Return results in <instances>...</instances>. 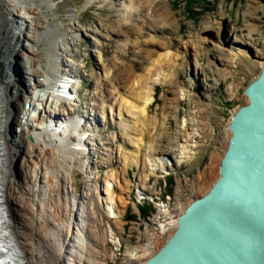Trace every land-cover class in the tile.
<instances>
[{
	"label": "rangeland",
	"instance_id": "obj_1",
	"mask_svg": "<svg viewBox=\"0 0 264 264\" xmlns=\"http://www.w3.org/2000/svg\"><path fill=\"white\" fill-rule=\"evenodd\" d=\"M139 1L123 0L120 7ZM6 3L9 28L19 35L16 50V42L6 37L7 73L20 96V104L11 107L18 108L19 124L10 140L22 143L13 175L33 192L20 207L52 246V262L129 264L142 261L147 245L158 253L161 242L175 232L179 208L186 209L216 181V158L226 151L231 120L248 104L245 89L263 68L264 0H159L158 7L174 16L173 27L162 31H153L149 11L140 3L142 18L120 21L133 27L128 35L105 32L119 29L123 10L116 0ZM30 28L36 29L34 42L27 38ZM27 47L40 56H32ZM165 52L174 61L154 65ZM27 56L36 58L33 69L43 77L29 74ZM117 67L126 69L123 76ZM130 75H145L152 97L147 120L118 107L123 99L140 105L129 96ZM70 76L71 99L61 96V88H47L52 78L58 86ZM33 81L44 87L34 89ZM38 115L46 120L38 123ZM149 120L158 121L154 129ZM48 125L61 126L56 138L80 137L79 129L82 134L81 150L64 155L57 170L45 167L47 149L59 147L52 132V141L42 137ZM150 144L162 153L148 154ZM49 175L54 176L52 186L46 183ZM53 188L51 199L45 191ZM44 198L48 204L41 206ZM67 228L73 232L70 241Z\"/></svg>",
	"mask_w": 264,
	"mask_h": 264
},
{
	"label": "water",
	"instance_id": "obj_2",
	"mask_svg": "<svg viewBox=\"0 0 264 264\" xmlns=\"http://www.w3.org/2000/svg\"><path fill=\"white\" fill-rule=\"evenodd\" d=\"M245 94L249 102L229 125L219 178L142 264H264V66Z\"/></svg>",
	"mask_w": 264,
	"mask_h": 264
},
{
	"label": "bare ground",
	"instance_id": "obj_3",
	"mask_svg": "<svg viewBox=\"0 0 264 264\" xmlns=\"http://www.w3.org/2000/svg\"><path fill=\"white\" fill-rule=\"evenodd\" d=\"M122 1L123 0H116V2L119 4L118 7H120V5H121L120 2H122ZM158 1L159 0H144V2H143V0H141V1H139V3L137 2L138 4L136 2H131L129 5L121 6L120 8L123 10V17L124 18L122 17L119 20V25H118L119 29H115L113 27L111 29H106V31H105L106 34H115V35L122 34V33L126 34V35L130 34L133 30V27L132 26L127 27L124 24H120V21L125 19V20L132 22L131 18L135 15H137L138 17L140 16L142 18V16H143L142 15V9H140V7L138 6L140 3H143L144 6L149 11L148 16L150 17L151 21L155 24L152 27L153 31H162V29L164 27H167V28L169 26L173 27V23H174L173 14H171L166 7H158V4L156 3ZM12 2H14V0H12ZM6 4H7L6 0H0V24H1L0 25V264H54L52 262V259L49 257V255H51V254H52V256H54V250L52 249V246H50L49 244L46 245L45 244L46 242H44V240L42 238H40L41 236H39L38 230H37L36 226H34V219H33L34 217L32 218V216H29L31 221H30V223L28 222V218L26 217L27 211L24 208L25 206L22 208L20 207L21 205H25V202L28 200V198L31 197L30 195L33 194V192L31 191L32 192L31 193L30 190L22 187L19 184V182L16 180V178H14V175H13V169L16 165V161H17L18 157L21 156L20 154H21L22 150L19 147L22 145V143L15 141L16 139H14V140L12 139L13 143L10 140V138L12 137V136H10L12 134V131H13L12 128L16 124H19V122H18V119H19L18 108L15 110H11V107L14 105L18 106V104H20V102H19L20 96H19V88H17L16 85L11 84V82L9 81L8 73H7L8 67L6 66V62L8 61L9 56L6 57L7 52H8V44L6 42L7 41L6 37H7V39L10 37L12 39V41L16 42L14 44L15 45L14 47L16 50V44H17V41L19 40V35L15 33V28L13 26L11 28H9L10 22H12V20H10V21L8 20V15H10V14H8V12H5ZM144 19H146V18H144ZM2 24H4L5 27ZM101 25L104 26V24H102V23H101ZM35 31H36V29H34V28L29 29L30 34L28 35L27 38H29V40H31L32 42L35 41ZM26 50L32 56H36V57L40 56L39 53H37V52L35 53L34 50L31 49L30 47H27ZM27 59H28L29 74L31 76L38 77V78L43 77L42 72H38L37 70L33 69V67H34L33 63L35 62L36 58L33 59V58H30L27 56ZM155 60H156V64H154V65H164V64H167L170 62L172 63V61H174V57L171 53L165 52V53H162L161 55H159V57ZM263 66H264V62H263ZM125 70L126 69L118 68V75L123 76ZM148 71H150V69ZM52 74H53L52 72H50V71L48 72V75L50 77H52ZM132 74H134V73H132ZM58 76H60V74ZM61 76H62V74H61ZM130 76L132 77L133 88L130 89L129 96L131 98H133V100L135 102L137 101L138 103H140V105L138 104L139 106H136V104L133 101H132L133 102L132 103V102L128 101L127 99H123L120 103V106H118V107L122 108V110L125 111V113L129 114L132 112H136L137 115L139 116V118H140V116L146 118V115L148 113V106L152 102V97H151L150 91L147 89V87L145 85V77H144L145 75L144 76L143 75H139V76L130 75ZM70 78H72V79H70ZM70 78L64 77V80L62 82L65 84H61L58 86H55L53 84L52 80L54 78H52L51 81L49 80L47 88L51 89V90L55 89L56 87L61 88L62 94L64 93L63 95H66V97L63 95H61V96L66 98V99H68V98L71 99L70 95H72L73 90L70 91L68 84H70V81L73 80V77L70 76ZM112 79H113V77H112ZM120 80H122L124 82L125 78L121 77ZM73 82L74 81H72L71 83H73ZM124 83H126V82H124ZM110 84H112V83H110ZM32 86L34 87V89L44 87L43 82L38 83L36 81H33ZM12 92H14V95H12ZM46 102L47 101L45 100V105H46ZM248 102H249V98H248ZM122 110H121V112H122ZM51 119H52V117H51ZM43 120H46V119L42 118L41 115L37 116V122L38 123L42 122ZM146 120H147V118H146ZM149 121H151V120H149ZM79 122L80 121L75 122L76 126L80 125ZM156 122H158V121L157 120L151 121V123L154 125L153 129L156 127ZM166 123H168V121ZM151 127H152V125H151ZM60 128H61L60 125H59L58 129L53 128L52 125H48V126H46V130H43L42 137L44 138V136H47V139L52 141L54 139V137L60 132ZM165 128L166 127L164 124V129ZM66 129H68V128H66ZM161 130H163V129H161ZM46 132H48V133H46ZM50 132L53 133L54 137H51L49 135ZM78 132H79V135L81 137L82 134H80V129L78 130ZM231 135H232V133L230 131V135H228V137H227L225 150H227L229 139H230ZM80 137L76 136L74 139L72 138L71 140L70 139L66 140V139H61L59 137L58 138L55 137V140L57 139V141H55V142H58L60 149H58L59 147L57 149L54 147H53V149L52 148L47 149L50 156L48 158L47 165H45L46 169L47 170L48 169H52V170L59 169L60 167H62L64 165V161H66L63 159L64 155L66 156L67 154H73L74 151L79 150V149L81 150L80 147H77L82 142V139H80ZM143 137L141 139H139V143L141 140H143ZM73 142H74V144H73ZM148 150H149L148 154L150 152L162 153L160 150L156 149V146H154V144H150L148 147ZM223 156L216 158V163H217L216 181L219 178V167H220V163H221ZM21 158H23V157H21ZM45 173H47V171ZM72 177H73V174L71 173L69 175V179H72ZM53 178H54L53 175H49L47 177L46 183H49L50 186H52L51 181L53 180ZM114 180H117V179L114 178ZM123 180H125L124 176H123ZM216 181H214L213 184ZM213 184L210 187H208L202 191L203 196L206 195L210 191ZM50 189L45 191V193L47 194V196H50L51 199H53V197H52V195H50V193L56 192L57 189H56V191L54 190V188L52 191ZM105 191L107 192L108 195L110 194L109 189L107 187H106ZM34 195H35V193H34ZM41 197H42V195H41ZM48 200H49V198L47 200L44 198V200H42L40 202L41 206L42 205L45 206L46 204H48ZM39 201H40V199H39ZM193 201H194V199L188 201L186 206L189 207ZM186 209H185V207L181 206L179 208V210H180L179 215L184 214ZM110 215L117 216L118 213L115 214L112 211ZM173 224L174 225H173L172 229L175 230V232H176L177 229H175V228L178 227V220L174 221ZM94 227L97 228V226H94ZM172 231L171 232L168 231V235H170L172 233ZM65 232H66V240L68 239L70 241V238H71V235L73 234V232L70 231L69 228H67ZM70 232H71V234H69ZM75 236L77 237L78 235L75 234ZM87 237H88V235H87ZM81 240H82L81 237H79V240H78L79 246L81 244ZM169 240L170 239L162 241L161 245L159 247L163 248L168 243ZM74 241H76V240H74ZM31 245L32 246L34 245V247H37V248H34V249L30 248ZM68 245H69V243H68ZM38 247H40V248H38ZM146 248H148V249L145 251V253L141 257L142 261L138 262V260H137L136 262H131L129 264H142L145 259L147 260V259H149L150 256L157 254V252L155 253V249H153L151 247V245H147ZM159 250H161V249H159ZM66 252H68L67 249H66ZM46 256H48V257H46ZM56 259H57V257H56ZM126 263L128 264V262H126ZM55 264H58V260L55 262Z\"/></svg>",
	"mask_w": 264,
	"mask_h": 264
}]
</instances>
